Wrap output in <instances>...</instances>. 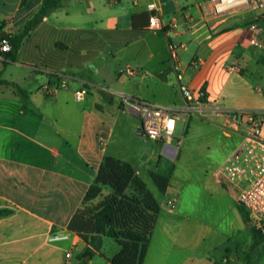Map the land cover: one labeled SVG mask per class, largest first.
Instances as JSON below:
<instances>
[{"label":"crops","instance_id":"crops-1","mask_svg":"<svg viewBox=\"0 0 264 264\" xmlns=\"http://www.w3.org/2000/svg\"><path fill=\"white\" fill-rule=\"evenodd\" d=\"M209 1L64 0L25 40L17 62L0 57V78L27 93L0 88V210L10 211L0 216V264H80L81 258L86 264H113L122 250L114 238L104 236L96 251L70 227L106 157L130 163L161 205L143 264H249L247 256L258 245L254 237L242 259H232L230 249L215 258L226 244L214 241L198 251L206 235L199 230L189 237L186 214L175 211L184 202L172 193L174 164L166 163L168 190L155 192L149 179L162 156L141 151L135 140L143 135L139 117L122 109V98L131 97L188 112L179 91L180 83L187 84L204 93L200 100L208 115L218 118L226 136H238L236 149L240 146L244 133L225 128V116L264 113V47L251 45L255 27L264 42V11L216 17ZM150 2L159 4L163 28H149ZM42 4L0 0L1 34H18ZM171 44L179 47L180 83ZM235 66L239 71H231ZM55 74L64 75L67 86L49 97L42 87ZM83 85L90 93L77 102L74 93ZM126 126L130 136L123 134ZM180 145H164L162 154L174 160ZM216 173L225 188L219 195L228 196L226 190L234 187ZM111 193L104 189L105 196ZM88 250L94 254L86 256Z\"/></svg>","mask_w":264,"mask_h":264},{"label":"rangeland","instance_id":"rangeland-1","mask_svg":"<svg viewBox=\"0 0 264 264\" xmlns=\"http://www.w3.org/2000/svg\"><path fill=\"white\" fill-rule=\"evenodd\" d=\"M89 89V87L87 86ZM90 93V92H89ZM264 104V96L260 98ZM139 131L143 133L142 122ZM218 118L201 116L198 112H180L172 146L182 145L174 160L162 154L164 145L150 140L142 135L135 140L139 141L138 146L142 152L152 156L156 152L157 156H162V163L154 165L155 172L169 175V166L172 178V193L177 199H183L184 204L177 206L175 211L183 212L187 216V226L185 227L189 237H194L197 231H202L206 235V241L198 250L202 251L210 245L212 241L218 244H226L221 247L219 259L226 255V250L230 249L229 255L232 259H240L245 255V251L251 245L253 239L249 225L257 227L253 215L244 220L238 208L237 193L234 188L226 190L228 196L219 195L221 187L215 179V173L226 162L231 153L236 149L238 136L228 137L220 128ZM128 127H125V136ZM264 136V124L262 127ZM149 186L157 192V186L149 179ZM238 203V204H237ZM166 213V212H165ZM164 216V214H163ZM229 222L233 224L232 230ZM255 253L252 254L254 264H264V238L257 245ZM251 253V252H250Z\"/></svg>","mask_w":264,"mask_h":264},{"label":"trees","instance_id":"trees-1","mask_svg":"<svg viewBox=\"0 0 264 264\" xmlns=\"http://www.w3.org/2000/svg\"><path fill=\"white\" fill-rule=\"evenodd\" d=\"M63 2L64 0H43L40 10L18 34H7L5 38L9 40L12 51L0 53V57L7 62H17L25 40L51 13L59 9ZM262 64L264 65V56ZM3 87L27 96L26 91L18 84L0 78V88ZM150 176L161 193L168 190L169 176L156 172H152ZM106 188L112 190L107 196L104 195ZM240 209L248 221L251 217L250 213L241 205ZM160 213V203L135 168L130 163L106 157L94 183L85 195L82 208L76 213L70 227L89 241L96 251L101 249L104 236L114 238L121 245L122 250L112 259L113 264H143ZM8 214L10 211L0 210V216ZM255 221L257 227L252 228V234L257 245L264 238V231L259 227L256 219ZM255 249L256 247L247 256L249 264H254L252 254L255 253ZM93 254V250H88L86 256ZM80 264H86V261L81 258Z\"/></svg>","mask_w":264,"mask_h":264},{"label":"built area","instance_id":"built-area-1","mask_svg":"<svg viewBox=\"0 0 264 264\" xmlns=\"http://www.w3.org/2000/svg\"><path fill=\"white\" fill-rule=\"evenodd\" d=\"M209 6L216 17H223L238 11H249L260 13L264 11V0H210ZM149 12V28H163V17L159 4L150 2L147 5ZM175 26V25H174ZM261 31L254 28V37L251 45L262 48L264 42L260 39ZM179 47L170 45L171 60L177 79L183 80L178 56ZM12 46L8 39L0 37V53H10ZM231 71H239L237 66ZM128 75H135L134 69L126 70ZM64 75L55 74L47 82L42 91L47 96H55L61 89L67 86ZM90 88L86 85L75 91L74 96L77 102H82L89 95ZM179 91L186 101L188 112H198L206 117H211L200 100L204 93H196L187 84L180 83ZM123 112H134L142 122L143 135L150 140L161 142L166 147L173 142L178 112L173 107L160 106L143 102L131 97L122 98ZM219 110V108H217ZM217 111V110H216ZM216 111L214 113H216ZM264 124V113L257 111L239 110L228 112L225 116L224 126L227 129H234L244 133L240 146L232 153L226 162L219 168L216 177L225 182L228 186L234 187L237 191L238 203L243 206L258 221L259 227L264 231V136L262 127ZM181 141H179L180 144ZM174 148V147H173ZM179 147H176L178 150ZM60 237L53 236V240ZM71 253L67 254L70 259Z\"/></svg>","mask_w":264,"mask_h":264},{"label":"water","instance_id":"water-1","mask_svg":"<svg viewBox=\"0 0 264 264\" xmlns=\"http://www.w3.org/2000/svg\"><path fill=\"white\" fill-rule=\"evenodd\" d=\"M6 36H7L6 33H2V34L0 35L1 38H4V37H6Z\"/></svg>","mask_w":264,"mask_h":264}]
</instances>
